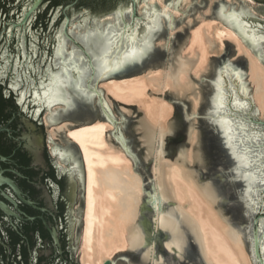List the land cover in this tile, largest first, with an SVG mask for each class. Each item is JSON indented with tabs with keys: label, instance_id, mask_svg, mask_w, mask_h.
I'll return each mask as SVG.
<instances>
[{
	"label": "water",
	"instance_id": "water-1",
	"mask_svg": "<svg viewBox=\"0 0 264 264\" xmlns=\"http://www.w3.org/2000/svg\"><path fill=\"white\" fill-rule=\"evenodd\" d=\"M58 1L0 0V59L8 51H11L12 61L16 56L13 64L16 79L12 86L16 92L21 91L20 103L31 97L37 108L36 117L43 119L49 113L46 117L49 130L64 122L85 123L84 126L66 125L70 130L93 125L98 119L110 123L115 131L106 133L108 143L125 152L132 160L135 171L142 176L145 194L139 221L128 229L130 247L128 251L117 254L114 262L108 261L106 264H208L203 235L197 223L170 191L167 169L172 163L181 167L182 176L191 179L217 214L230 225L225 232L235 243H243L252 263L256 264L261 253L257 247L253 256L251 237L254 231L264 226V193L258 191L261 185L256 183L247 197L242 194V189H246L248 183L243 179H234L236 173L230 170L234 161L230 149L225 145L222 126L216 122L221 117L232 121L233 131L230 134L234 137V146L241 139L257 151L258 146H264V122L258 119L246 56L230 62L237 50L233 44L224 42L227 57H210L209 75L195 80L190 71L196 59H182L180 50L190 30L206 20H219L264 64L261 55L264 41L259 40L264 35V28L261 27L264 25V1L80 0L77 3V0L67 9L65 7L71 1ZM221 4L225 7L224 15L230 11H244L243 19L249 25L248 35L257 38L256 48L221 19ZM117 11L123 15L118 17ZM153 11L158 30L150 33L151 47L136 62L126 63L117 71H105L99 59L104 55L101 42L107 45V40L112 39L113 44L107 47L110 52L107 59L108 66L114 67L123 55V50L116 51L121 48V30L125 25L133 26L137 36L143 37ZM64 12L70 18L68 21ZM161 13H166V16H161ZM133 19L140 21L138 27L132 25ZM55 31L58 32L52 57L48 60L42 58L36 66V48L45 43L46 38H51ZM19 39L23 46L22 58H19L16 42ZM13 49L17 52L14 53ZM9 62L4 69H7ZM225 65L226 72L222 71ZM77 69L81 76H77ZM149 69H164L173 82L165 99L174 105L175 112L168 122V131L163 134L150 126L137 106L120 103L117 106L109 96L119 116L115 118L104 98L105 91L98 88L101 82L134 77ZM53 77L59 83H53ZM77 83L81 85L79 91L74 87ZM218 86L224 92L226 105L219 115L216 113ZM233 97L244 107L234 106ZM55 106L65 108L53 113ZM239 125H243V133ZM67 133L68 130L58 133V138L67 147L53 141L49 132L48 135L50 144L56 146L52 147V153L58 167L76 181V189L78 180L80 183L81 206L77 210L80 218H76L79 230L74 252L76 262L84 229L87 177L82 151L67 137ZM250 171L255 172V168ZM2 184H8L18 191L13 182L0 173V186ZM0 208L9 213L1 201ZM77 263L80 264V257Z\"/></svg>",
	"mask_w": 264,
	"mask_h": 264
},
{
	"label": "bare ground",
	"instance_id": "bare-ground-1",
	"mask_svg": "<svg viewBox=\"0 0 264 264\" xmlns=\"http://www.w3.org/2000/svg\"><path fill=\"white\" fill-rule=\"evenodd\" d=\"M224 42L235 46L236 56H246L258 119L264 122V64L222 21L206 20L201 23L192 32L184 50L182 49L193 58L181 54L182 59H196L190 74L201 75L208 68L210 55L224 51ZM172 85L168 73L157 69L122 80L101 82L98 88L105 91L104 98L111 111L110 95L126 104L137 103L150 126L163 134L168 131L173 107L162 99L149 97L147 89L163 90L172 88ZM63 108L65 106H55L52 112ZM48 114H45L44 122L49 127L46 119ZM113 115L118 118L114 113ZM69 124L74 125L73 122H64L51 127L49 133L55 141L58 133L68 130L67 137L79 146L85 163L87 182L84 229L82 228L79 245L81 264L114 262L113 258L117 254L128 251V229L139 221L145 194L143 178L135 171L127 154L108 143L106 133L115 131L112 124L98 119L93 125L76 130L67 128L66 125ZM84 125L85 123L79 126ZM60 143L67 147L64 142ZM50 146L52 153V147L56 146ZM167 175L172 195L195 220L203 235L208 264H253L243 243H235L225 232L230 225L217 214L191 179L182 176L181 167L172 163L167 169Z\"/></svg>",
	"mask_w": 264,
	"mask_h": 264
},
{
	"label": "flooded vegetation",
	"instance_id": "flooded-vegetation-1",
	"mask_svg": "<svg viewBox=\"0 0 264 264\" xmlns=\"http://www.w3.org/2000/svg\"><path fill=\"white\" fill-rule=\"evenodd\" d=\"M70 1L65 9L77 2ZM64 16L70 19L66 12ZM57 32L36 48V66L42 58L52 57ZM16 42L22 58L21 39ZM11 55L8 51L0 59V173L19 192L8 184L0 186V201L9 210L0 208V264H78L74 260V229L79 230L76 181L58 167L45 122L36 117L31 97L20 103L21 91L12 86L16 56L12 61ZM7 61L11 62L4 69Z\"/></svg>",
	"mask_w": 264,
	"mask_h": 264
},
{
	"label": "snow or ice",
	"instance_id": "snow-or-ice-1",
	"mask_svg": "<svg viewBox=\"0 0 264 264\" xmlns=\"http://www.w3.org/2000/svg\"><path fill=\"white\" fill-rule=\"evenodd\" d=\"M219 7L221 12V19L224 20L229 27L236 30L237 34L240 35L245 41H251L252 47L256 48L257 38L250 37L248 35L249 25L243 19V17L245 16L244 11H241L239 13L230 11L227 15H224V5L221 4ZM128 11H131V9H128ZM116 15L119 17L122 16L123 13L117 11ZM151 15L152 19L149 24L146 25V31L144 32L143 37L137 36L133 26L125 25V27L121 30V48H117L116 51L120 52L121 50H123V55L115 62L114 67L108 66L109 60L107 59V57L110 55V52L107 51V47L113 44L112 39L109 38L107 40V45L101 42V47L104 48V55L99 56V59L102 62L101 67L105 71H117L126 63L136 62V60L139 57H142L144 53L151 47V44L149 42L151 38L150 33L156 32L158 30V21L156 19L155 11H153ZM160 15L166 16V13H161ZM139 24V20L133 19L132 25L138 27ZM261 27L264 28V25H262ZM259 40L264 41V35L260 36ZM261 55L262 58H264V52H262ZM222 71H227V65H225V68ZM65 72H67V69H65ZM81 75L82 73L77 69V76ZM52 82L59 83L57 81V78L55 77L52 78ZM41 86L44 87L43 82H41ZM74 87L78 91L81 90V85L79 83H77ZM217 94L218 100L216 102V113L217 115H219L221 110L226 107L224 103V92L219 88V86L217 89ZM233 103L236 107H244V105H241L239 101L234 99V97ZM104 107L105 109H107L108 106L105 104ZM216 122L221 124L222 126V130L225 136V145L230 149V155L234 161V166L232 169H230L231 171H234L236 173L234 179H243L248 183L246 189H242V194L247 197L253 191L252 185L256 183L261 185V188L258 189V191L264 193V146H258L259 150L257 151V149H253L244 139H241L239 141V144L234 146V137L230 134L233 131L231 127L232 121L221 117ZM225 125H227L228 127L224 128L223 126ZM238 127L241 133L245 131L243 125H239ZM257 139H259V137H257ZM253 156H255V158H253ZM253 168H255V172L250 171V169ZM261 233H264V226H262L259 230L254 231L251 237L253 244V256L256 255L255 249L257 247H259L261 253L259 259H257L256 261V264H264V235H262Z\"/></svg>",
	"mask_w": 264,
	"mask_h": 264
},
{
	"label": "rangeland",
	"instance_id": "rangeland-1",
	"mask_svg": "<svg viewBox=\"0 0 264 264\" xmlns=\"http://www.w3.org/2000/svg\"><path fill=\"white\" fill-rule=\"evenodd\" d=\"M199 26V25H198ZM197 26V27H198ZM197 27H195L194 29H192V30H190L189 31V33H190V35L188 36V38H187V40L185 41V43H184V45L182 46V48H181V50H180V54H182V55H188L186 52L184 53L183 52V48H185V45H186V43H187V41H188V39L190 38V36H191V34H192V32L197 28ZM227 43H230V42H227ZM183 49V50H182ZM236 49V48H235ZM237 55V53L232 57V59L231 60H235V59H237L239 56H236ZM188 58H193V56H190V55H188L187 56ZM210 57H227V53H226V48L224 49V51L222 52V53H212L211 55H210ZM246 62H247V69L249 68V66H248V61H247V59H246ZM209 65H210V59H209V64H208V68H207V70H205L204 72H202L201 73V75H198V76H196V74L195 73H192L191 75H192V77L195 79V80H198V79H200V78H203V77H205V76H207V75H209ZM149 70H153V69H149ZM148 70V71H149ZM160 70H162V71H165L164 69H160ZM172 88H170V87H168V88H165V89H156V88H148L147 89V95L149 96V97H151V98H157V99H162V100H164L166 103H168L169 105H171L172 107H173V115L171 116V118L169 119V121L171 120V119H173V117H174V112H175V107H174V105L173 104H171L170 102H168L166 99H165V94H166V92H168L169 90H171ZM110 97L116 102V104H117V106H120V104H122V105H125V106H137L140 110H141V107H139V105L137 104V103H135V104H126V103H124V102H122V101H119V100H116L112 95H110ZM112 99H110V101L112 102V111H113V113L115 114V116L116 117H118L119 118V116H118V114L116 113V111L114 110V103H113V101H112ZM120 103V104H119ZM143 113H144V111L143 110H141ZM44 118H45V115L43 116V120H44ZM168 121V122H169ZM74 123V122H73ZM81 124H84V123H81ZM81 124H79V123H74V125L73 126H79V125H81ZM46 125V124H45ZM46 128H45V130H46V133L48 134V132H50V130L49 129H47V125L45 126ZM50 135H48V137H49ZM55 141H59V142H61L62 140L60 139V138H57ZM142 177V176H141ZM144 182V181H143ZM80 188H78V192H77V194H78V197H77V202L79 201V203L75 206V208H80V206H81V200H80ZM76 239H77V230L75 229V239H74V242H76ZM79 245H80V242H79ZM78 257H80L79 256V250H78V253H77V256H76V263H77V260H78ZM80 264H81V260H80Z\"/></svg>",
	"mask_w": 264,
	"mask_h": 264
},
{
	"label": "trees",
	"instance_id": "trees-1",
	"mask_svg": "<svg viewBox=\"0 0 264 264\" xmlns=\"http://www.w3.org/2000/svg\"><path fill=\"white\" fill-rule=\"evenodd\" d=\"M262 1H264V0H262ZM58 2H60V0Z\"/></svg>",
	"mask_w": 264,
	"mask_h": 264
}]
</instances>
